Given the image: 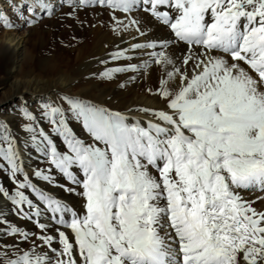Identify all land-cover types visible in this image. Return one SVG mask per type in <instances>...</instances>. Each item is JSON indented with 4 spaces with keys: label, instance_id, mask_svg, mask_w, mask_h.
Listing matches in <instances>:
<instances>
[{
    "label": "snow or ice",
    "instance_id": "obj_1",
    "mask_svg": "<svg viewBox=\"0 0 264 264\" xmlns=\"http://www.w3.org/2000/svg\"><path fill=\"white\" fill-rule=\"evenodd\" d=\"M32 3L51 14L44 0ZM93 3L126 15L141 9L171 32V41L131 45L153 50L143 65L102 73L157 66L158 87L148 91L161 106L139 109L145 119L133 123L74 97L61 98L66 108L44 104L64 153L24 111L32 143L46 145L51 165L82 189V212L36 189L0 122V171L6 167L16 189L10 194L0 185V197L33 220L41 211L25 195L30 189L57 226L49 235V225L37 221L40 244L32 240L24 250L30 234L9 225L5 234L19 241L0 248V264H264V208L255 206L264 202V0H76L77 7ZM116 23L118 33L134 27L145 34L139 20ZM0 27H14L2 12ZM181 43L184 54L174 59L167 50ZM127 51L112 59H131ZM70 118L91 143L73 134Z\"/></svg>",
    "mask_w": 264,
    "mask_h": 264
},
{
    "label": "bare ground",
    "instance_id": "obj_2",
    "mask_svg": "<svg viewBox=\"0 0 264 264\" xmlns=\"http://www.w3.org/2000/svg\"><path fill=\"white\" fill-rule=\"evenodd\" d=\"M29 1L32 7H35L32 0ZM70 3V6H76V0H72ZM87 7L93 9L83 10ZM60 8L57 6V3L51 5L52 11L60 10ZM79 9L91 15V19L95 17L96 19L91 21L97 23V25L101 24V26L108 25L111 27V30H104V33L97 35L93 33V36L85 43V48L75 60L78 66H82L83 73L81 72L80 78L71 82V80L67 79V76L71 73L73 67L69 66L67 62H63L62 58H45L43 56L44 52H46L45 49H38L35 46H31L30 49L25 48L26 41L22 34L21 37L9 35L5 39L1 38L4 40L3 42L0 41V88H3V86L8 88L9 98L16 96L21 101L27 99L29 101L40 100L55 104L60 99L54 89L61 86L65 92L78 90L79 93L75 95L78 99H87L85 102L104 107L112 112L125 114L128 116L129 122L134 123L136 120L144 121L145 116L139 109L145 107L159 108L161 106L158 97L150 94L148 91V89L155 91L158 87V81L161 78L160 69L153 65L151 68H146L142 71L114 73L111 78H104L102 73L114 68H128L130 64L143 65L148 59L147 52L153 50H146L145 52L133 51L131 50V45L136 43H163L171 41V32L141 9H137L135 12L127 15L95 3L88 6H80ZM80 10L78 13L76 12L77 17L73 16L78 22L83 20V13ZM129 19L140 21V30L145 33L143 36L139 35L134 27L130 28L127 32L121 31L118 33L116 22L123 21L127 24ZM18 30V28H15L12 32ZM185 48L186 45L182 43L170 44L167 51L174 59H178L184 54ZM125 49L129 50L126 52V56H130L131 59H112L113 53ZM124 75L126 79L119 78ZM93 78H96V80L92 81ZM83 85L84 89L81 91L80 88ZM22 110H24L23 107ZM36 118L35 122L38 124H34V126L37 127V132L43 130L53 140L58 151L62 153L66 152L67 148L63 142V138L53 134L54 130L52 126L50 124L47 126L48 120L43 117V114L38 115ZM11 122L14 123V120ZM21 123V127L25 129V126L29 122L23 117ZM68 124L77 138L84 140L86 143L92 142L91 137L84 130L80 122L70 118ZM9 133L16 140L17 150L20 152L21 164L25 174L29 176L30 182L36 189L53 199L61 201L63 204L67 203L75 211L82 212L84 201L79 195L82 189L72 183V180L68 176L65 177H68L73 185L67 183L68 181L65 182L61 172L54 165H51L50 162H44L47 157L44 155L46 145H34L31 140V134L21 131L19 128L16 131L10 128ZM37 139L40 140L41 138L38 136ZM37 171L49 176L50 181L37 177L35 175ZM70 172L77 179H83L79 169L73 168L70 169ZM0 181L10 194L16 190L15 185L8 179L6 167L3 171H0ZM68 189H73L74 191H68ZM24 192L41 211V215L37 220L35 218L32 223L18 221L19 218L16 219L13 216L14 213L10 201H6L3 197H0V215L1 219H9L10 223L22 232H27L30 236L34 234L33 237L31 236L30 241L20 244L22 249L29 250L32 240H35L36 244H40L37 237L41 235V231L35 228L37 221L49 225L46 233H50L49 235H55L54 232L57 226L51 222L52 217L50 216V212L37 199L36 194L30 189H25ZM248 195L250 198H255L260 193L256 192ZM255 206L257 208H264V202H258ZM25 208H27L26 205ZM7 231L8 228L0 225V248H3L4 245H13L17 242L15 238H10L5 234ZM37 250L39 251V249Z\"/></svg>",
    "mask_w": 264,
    "mask_h": 264
},
{
    "label": "rangeland",
    "instance_id": "obj_3",
    "mask_svg": "<svg viewBox=\"0 0 264 264\" xmlns=\"http://www.w3.org/2000/svg\"><path fill=\"white\" fill-rule=\"evenodd\" d=\"M72 0H44L45 3L50 5V11L51 14H49V9H38L33 7V11H29L26 5L30 4L29 0H1L0 1V12H2L4 15L7 16L9 22L14 25L13 28L8 29L5 27H0V41H4L1 38L5 39L7 36H19L21 37V34L23 35V38L25 39V48L30 49L32 47H37L38 49H45L46 52H44L43 56L45 58H62L63 62H67L69 66L71 65L73 70L71 73L67 76L68 80H71V82H74L80 78L81 72L83 73L82 66H78L77 63H75L76 58L80 54V52L85 48L87 41L93 36L94 34H100L104 33V30H111V27L107 26H101L97 25V23L92 22L91 20L96 19L95 17L93 19L91 15H89L87 12L84 13L83 10L85 9H93V8H84L83 10H80L77 6H70ZM53 3H57V6L61 7L60 10H54L52 11L51 5ZM69 4V6H68ZM19 5V7L17 6ZM65 7V9H64ZM72 7V8H71ZM73 9V10H71ZM82 11V19L81 21H77L76 18L73 16H76V12L78 13ZM39 11V12H38ZM71 11V12H70ZM77 17V16H76ZM15 28H18V31L12 32ZM71 68V67H70ZM80 72V73H79ZM36 74V73H35ZM70 76V77H69ZM120 79H126V76H120ZM96 80V78H93L92 81ZM81 91L84 89V85L80 88ZM57 93V96L59 97L60 101L55 103L56 105H60L62 107H67L66 105H63L61 103V98L64 96L68 97H74L76 98V94L79 93L78 90H72L69 92H65L62 90L61 86H58L54 89ZM9 91L8 88L4 87L0 88V122L6 123L8 126V130L10 131L13 129V131H16L18 128L21 131L26 132L21 127V121L24 111H28L32 113L33 116L38 117V115L43 114L42 105L49 104L47 101H29L19 99L18 97L14 96L12 98L8 97ZM90 96V95H89ZM87 96V97H89ZM87 100V99H86ZM83 100V101H86ZM22 107L24 110H22ZM14 120V123L11 122ZM34 124H38L37 122H34ZM49 121L47 122L48 126ZM51 126V125H50ZM16 128V129H15ZM37 128V127H36ZM27 133V132H26ZM45 163L49 162L48 158L46 157ZM65 182L72 184L71 180L68 177H65L63 173H61ZM8 179H10L8 177ZM11 182V181H10ZM0 185H2V182L0 181ZM73 185V184H72ZM6 201H8L6 199ZM10 201V200H9ZM12 211L14 213L13 216H15L18 221H26L32 223L33 220H25L22 219L16 211L15 206L12 205L10 201ZM68 207L67 203H65ZM15 209V210H14ZM75 210L74 208H72ZM19 216V217H18ZM50 216L52 217V214L50 213ZM1 219V215H0ZM38 217H36L35 220H37ZM4 220V223L0 224L2 227L8 228L9 225L14 226L10 223V220L8 219H2ZM51 222L54 224L52 218ZM37 223L35 225L36 230ZM62 230V229H61ZM52 231V230H51ZM55 233V232H54ZM50 234V233H49ZM9 236V235H8ZM32 237L34 236L31 235ZM10 238H15L16 241H19V237L15 236H9ZM0 255H3V253H0Z\"/></svg>",
    "mask_w": 264,
    "mask_h": 264
}]
</instances>
